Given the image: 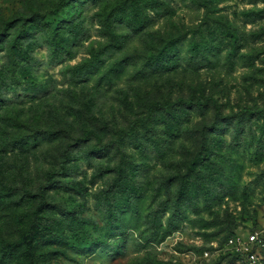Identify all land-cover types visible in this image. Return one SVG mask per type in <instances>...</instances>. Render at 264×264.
<instances>
[{
    "label": "rangeland",
    "instance_id": "1",
    "mask_svg": "<svg viewBox=\"0 0 264 264\" xmlns=\"http://www.w3.org/2000/svg\"><path fill=\"white\" fill-rule=\"evenodd\" d=\"M0 180L35 264H264V0H0Z\"/></svg>",
    "mask_w": 264,
    "mask_h": 264
},
{
    "label": "trees",
    "instance_id": "2",
    "mask_svg": "<svg viewBox=\"0 0 264 264\" xmlns=\"http://www.w3.org/2000/svg\"><path fill=\"white\" fill-rule=\"evenodd\" d=\"M66 6V5H64ZM63 7V6H62ZM157 108H163V110L170 111L171 107L169 105H159L156 104ZM204 157L203 154H199V156L196 158V161L202 160ZM64 168L62 167L59 172H56L55 174L51 176L49 179L53 182V179L58 175L61 171H63ZM12 192V189L7 187V185L0 180V198H7ZM44 200H42L38 205V210L41 209V207L44 204ZM36 213H32L31 220L29 221V225L24 228V230L19 234V237L13 241V242H7L2 241V247L0 251L3 254H6L8 252H11L14 248L21 246L23 248L24 254L27 258L25 263H19V264H35V248L37 245V242L39 240H43L44 238H55L57 236V231L54 228H50L48 226H43L36 221ZM16 220H18L16 218Z\"/></svg>",
    "mask_w": 264,
    "mask_h": 264
},
{
    "label": "built area",
    "instance_id": "3",
    "mask_svg": "<svg viewBox=\"0 0 264 264\" xmlns=\"http://www.w3.org/2000/svg\"><path fill=\"white\" fill-rule=\"evenodd\" d=\"M249 242L252 245L257 246L260 242L259 236L257 234H253L249 237ZM254 246L249 248L248 252H247V261L248 264H257L259 262L258 259V252L253 250Z\"/></svg>",
    "mask_w": 264,
    "mask_h": 264
}]
</instances>
